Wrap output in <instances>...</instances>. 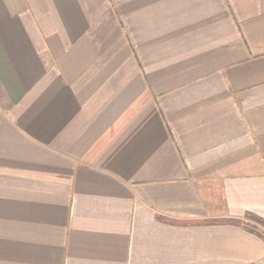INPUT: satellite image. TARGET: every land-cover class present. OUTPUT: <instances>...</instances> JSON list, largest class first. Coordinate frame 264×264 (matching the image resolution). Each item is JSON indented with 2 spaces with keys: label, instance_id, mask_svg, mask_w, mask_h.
I'll list each match as a JSON object with an SVG mask.
<instances>
[{
  "label": "crops",
  "instance_id": "crops-1",
  "mask_svg": "<svg viewBox=\"0 0 264 264\" xmlns=\"http://www.w3.org/2000/svg\"><path fill=\"white\" fill-rule=\"evenodd\" d=\"M247 214L264 0H0V264H264Z\"/></svg>",
  "mask_w": 264,
  "mask_h": 264
},
{
  "label": "trees",
  "instance_id": "trees-1",
  "mask_svg": "<svg viewBox=\"0 0 264 264\" xmlns=\"http://www.w3.org/2000/svg\"><path fill=\"white\" fill-rule=\"evenodd\" d=\"M247 219V220H246ZM246 219H229L228 222H234V223H238L243 225L244 227H246L247 229L253 231V232H257L258 234L262 235L260 230L258 229L259 225L260 226H264V219L258 217L255 214H247L246 215Z\"/></svg>",
  "mask_w": 264,
  "mask_h": 264
}]
</instances>
